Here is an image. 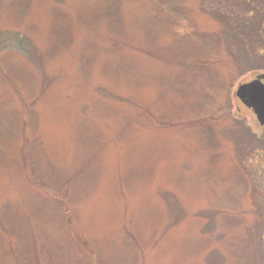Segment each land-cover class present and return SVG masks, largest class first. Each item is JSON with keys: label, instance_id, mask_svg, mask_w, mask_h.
Returning a JSON list of instances; mask_svg holds the SVG:
<instances>
[{"label": "rangeland", "instance_id": "1", "mask_svg": "<svg viewBox=\"0 0 264 264\" xmlns=\"http://www.w3.org/2000/svg\"><path fill=\"white\" fill-rule=\"evenodd\" d=\"M260 76L264 0H0V264H264Z\"/></svg>", "mask_w": 264, "mask_h": 264}, {"label": "water", "instance_id": "2", "mask_svg": "<svg viewBox=\"0 0 264 264\" xmlns=\"http://www.w3.org/2000/svg\"><path fill=\"white\" fill-rule=\"evenodd\" d=\"M236 97L240 99L248 108H251L260 125H264V86L261 82L254 81L250 84L242 85L236 92Z\"/></svg>", "mask_w": 264, "mask_h": 264}, {"label": "flooded vegetation", "instance_id": "3", "mask_svg": "<svg viewBox=\"0 0 264 264\" xmlns=\"http://www.w3.org/2000/svg\"><path fill=\"white\" fill-rule=\"evenodd\" d=\"M257 80H260V81L263 83L264 77H263V76H260V77H258ZM252 82H253V81H252Z\"/></svg>", "mask_w": 264, "mask_h": 264}]
</instances>
